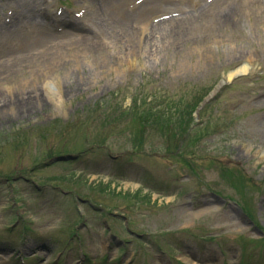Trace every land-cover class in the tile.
I'll use <instances>...</instances> for the list:
<instances>
[{"label":"rangeland","instance_id":"obj_1","mask_svg":"<svg viewBox=\"0 0 264 264\" xmlns=\"http://www.w3.org/2000/svg\"><path fill=\"white\" fill-rule=\"evenodd\" d=\"M131 1L119 15L147 30L128 38L87 31L90 0H0V264H264V23ZM187 15L185 32L149 30Z\"/></svg>","mask_w":264,"mask_h":264},{"label":"bare ground","instance_id":"obj_2","mask_svg":"<svg viewBox=\"0 0 264 264\" xmlns=\"http://www.w3.org/2000/svg\"><path fill=\"white\" fill-rule=\"evenodd\" d=\"M90 2L95 9V16L93 21L91 22V26L87 28V31L90 28H92L98 32L109 31V34L115 36H119V35L121 36L123 34L126 36L128 35V38H130L132 36H135V34H137L138 31L141 32V30L142 31L147 30L146 23L144 24L143 22L139 23V20H137L136 15H132L131 13H125L122 16L119 15L118 8H121L123 5H125L127 0H90ZM157 2H162V0H153L151 3H157ZM210 4H208V6L211 7L206 6L205 9L210 8L208 10H210L209 14L212 17L213 23L221 27H227V28L229 27L233 29L242 28L243 25L242 16L244 13H249L250 11H253L255 13L252 14L253 15L252 24L257 23L258 21L260 23H264V15H263L264 0H214V3L213 4L210 3ZM200 11H204L203 8ZM196 20L197 18L192 15L172 18L169 19L168 21H163V22L160 21L159 23L150 26L151 28L149 30H151L152 27L160 26V28L163 27L161 29L163 30L164 32L163 34L165 35L168 32L181 33L188 30L191 25H194ZM217 25H213V26H217ZM246 37L248 38L249 36L244 35L243 38ZM56 44L57 43H53L51 46L55 47ZM52 51L53 50H51L49 46L48 50L45 52L49 53ZM22 57H24L23 54H19V56H17L16 58L21 60ZM249 67H250L249 63L245 62L244 64H241L237 69L229 73L228 78L232 79L237 75L248 72L250 69ZM43 84L44 87H46L49 90V93L53 95H57L60 98V96L57 94L58 89L53 82H51L50 80H48V78H46L44 79ZM221 85L222 83L220 84V86ZM261 157H264V151L261 152Z\"/></svg>","mask_w":264,"mask_h":264},{"label":"trees","instance_id":"obj_3","mask_svg":"<svg viewBox=\"0 0 264 264\" xmlns=\"http://www.w3.org/2000/svg\"><path fill=\"white\" fill-rule=\"evenodd\" d=\"M198 101H200V100H198V98L197 99L195 98L192 106L195 107L196 105H198ZM142 116L143 117L153 118L154 123H159V122H156V121H158L160 118H163V120L166 121V122H164V124L167 123L168 126L171 125L170 120H168L169 119L168 114L167 113H164V112H160V113L159 112L158 113H153V112L151 113V112H149L148 114H145V115H142ZM161 122L162 121L160 120V123ZM184 126H186V129H184V132H185V131L188 130L189 122L188 123H185ZM182 127H183V125H182Z\"/></svg>","mask_w":264,"mask_h":264},{"label":"water","instance_id":"obj_4","mask_svg":"<svg viewBox=\"0 0 264 264\" xmlns=\"http://www.w3.org/2000/svg\"><path fill=\"white\" fill-rule=\"evenodd\" d=\"M221 83L223 84V81H220V82H219V84L216 86V88H215L213 94H215V93L219 90V88H220V84H221ZM210 97H211V95H210L209 97H207V98L203 101V103L209 101ZM72 157H73V156H71V155L57 156V157H53V158L50 160V162H54V161H57V160H67V159H70V158H72Z\"/></svg>","mask_w":264,"mask_h":264},{"label":"flooded vegetation","instance_id":"obj_5","mask_svg":"<svg viewBox=\"0 0 264 264\" xmlns=\"http://www.w3.org/2000/svg\"><path fill=\"white\" fill-rule=\"evenodd\" d=\"M203 204H204V203H203ZM203 204H202V205H203ZM189 205H190V204H189ZM128 215H129V213H128ZM131 232H132V231H131Z\"/></svg>","mask_w":264,"mask_h":264}]
</instances>
